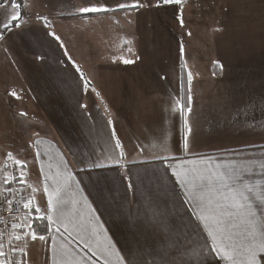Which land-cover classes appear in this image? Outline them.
Here are the masks:
<instances>
[{"label": "crops", "instance_id": "0c3cea01", "mask_svg": "<svg viewBox=\"0 0 264 264\" xmlns=\"http://www.w3.org/2000/svg\"><path fill=\"white\" fill-rule=\"evenodd\" d=\"M143 1L140 3L145 4ZM120 2L124 0H67L62 7L70 14L63 16L74 21L72 24L67 20L69 23L66 21L60 28L50 20L49 16L54 15L52 6L46 11L43 5L33 0L34 20L24 34L28 35L29 54L39 64L20 66L14 63V72L16 69L19 77L21 75L29 82L25 85L19 83L18 88L15 83L10 85L12 92L18 95L20 88L24 90L26 99L21 103L26 105L25 112L29 116L24 119H37L39 127L26 123L28 129L31 126L30 136L27 134L31 139L26 149H22L25 154L18 157L27 164L25 183L12 191L21 193L23 203L25 199L34 197L32 210L35 216L37 206L47 211L44 185L51 188L59 183L63 186L71 173L74 178L69 181L68 198L74 194L79 203L75 209L69 204L68 209L75 211L86 227L96 229V236L89 234V237L97 248L98 258L92 257L82 243L73 241L67 245L60 233H54L55 259L62 264L72 259L64 256L62 245L72 251L75 259L86 257L88 264H104L101 252L111 243L133 264H144L153 258L159 261V250L168 247L177 236L186 239L184 227L188 224V206L183 205L175 194L180 192V188L174 183L175 177L171 176L173 169H165L155 158L154 153L160 151L158 137L167 136L179 158L176 162L203 157H213V163L264 159L261 155L264 153V75L261 77L258 73L255 79H249L245 74L264 73V58L257 66L238 61L226 66L214 53L215 58L204 60L202 67L194 63L198 51L204 55L201 48L184 49L187 59L183 58V61L179 47L171 51L172 54L160 48L149 49L147 34L151 23H177V28L172 26V29L163 25L166 39L176 45L182 38L188 40L178 24L180 10L160 13L145 4L131 14L126 10L78 14V8L89 3L115 6ZM260 4L263 9L264 0H260ZM171 12L175 14L171 15ZM37 14L48 18L51 29L45 28L43 21L35 19ZM256 16L259 18L238 17L232 22L226 21L224 14L220 15L216 19V23H220L219 30L216 33L212 31L211 49L206 50L211 53L205 54L211 56L212 48L219 43L224 44V40L264 39V31L249 34L239 31L243 29L239 27L241 23L257 19L261 23L264 21L263 15ZM48 31H54L61 37L64 48L47 35ZM128 39H134L135 47L127 42ZM169 55L176 59L159 58ZM125 59L133 62L126 64L123 62ZM184 59L193 74L192 113L189 114L192 152L187 157L176 151L182 139V118L171 111L174 100L181 95L184 97L182 102L187 104V72L180 67ZM73 61L91 81L90 88L84 89ZM10 110L13 120L20 118L14 109ZM4 119V115H0L1 144L5 132ZM109 121H112L111 125ZM113 128L124 145L127 160L120 161L123 167L94 168L92 165L96 162L113 165L117 159L120 150H113ZM36 140L41 141L38 146L33 143ZM138 145L145 147L143 154H140ZM6 161V156L1 154L3 177ZM186 166L192 167L190 164ZM28 185L37 191L32 193ZM158 207L165 210V223L171 224V231L158 218L153 219V212ZM22 211L24 218L27 210L22 207ZM23 225L24 220L17 228L24 229ZM192 229H195V224L189 226V230ZM13 232L20 234L21 230ZM14 244L16 253H22L19 248H25L27 255L23 261L26 264H54L51 242H33L27 238L26 245L24 239ZM169 251L171 256H178L174 249ZM210 264L219 262L210 261Z\"/></svg>", "mask_w": 264, "mask_h": 264}, {"label": "snow or ice", "instance_id": "6c2138e0", "mask_svg": "<svg viewBox=\"0 0 264 264\" xmlns=\"http://www.w3.org/2000/svg\"><path fill=\"white\" fill-rule=\"evenodd\" d=\"M162 2L169 5H183L185 0H162ZM27 6V0H0V9L3 10V13L0 14L4 16V19L0 20V40L4 39L6 32H12L24 26L26 21L21 15V10L26 9ZM145 6V4L140 3V0H124V2H120L115 6L89 3L79 7L78 14L81 16L106 14L121 10H126L131 14L132 11H139L140 8ZM35 19L43 21L44 27L51 29V22L47 17L37 14ZM177 19L180 26L184 27L182 7ZM187 34L190 36L191 32ZM47 35L57 42L59 47L64 48L61 37L54 31H48ZM64 54L67 55V51ZM180 57L183 61V43L180 44ZM123 62L128 64L133 61L125 59ZM72 63L76 72L80 74L79 79L83 82L84 89L90 88L91 81L84 76L82 70L78 65H75L74 61ZM180 67L187 72V104L182 102L184 97L181 95L174 100L171 111L178 113L182 118V139L176 146V151L187 157L192 152V143L189 139L192 134L189 114L192 113L191 85L193 74L188 70L186 61L182 62ZM181 79L183 80V78ZM9 95L17 99L20 98L15 92H11ZM82 107H86V105H82ZM20 115L25 116L26 113L21 112ZM108 123L111 125L112 121ZM111 137L114 140L113 150H120L117 159L113 165L96 162L92 165L94 168L123 167L120 161L127 160V153L117 136L115 128L112 129ZM158 140L160 151L158 154L154 153L155 158L162 162V167L165 169H173L171 176L175 177L174 183L180 188V192L175 194L180 198L183 205L188 206L186 208L189 213L187 217L188 224L184 227L186 239L177 236L176 240L171 241L168 247L159 250V261L153 258L145 261L144 264H210V261H218L219 264H264V159L247 160L241 163H221L219 161L213 163V157H203L198 160L185 161L181 159L176 162L179 158L174 154L167 136L158 137ZM33 143L38 146L41 141L36 140ZM138 148L140 154L145 152L143 145H138ZM36 155L39 157L40 153L37 151ZM261 155L264 156V153ZM6 158L14 160L19 169V175L14 174L11 179L6 176L0 181L6 186L3 192H0V195L3 196V202L11 206L13 200L8 195L11 192L10 185L13 182H18L21 185L25 183L27 164L19 159H14L11 152L6 154ZM186 164H190L192 167H187ZM73 178L72 174L69 173L63 186L59 183L51 188L48 184L44 185V191L47 194L46 212L37 206L35 207L36 215L33 216L34 197L25 199L23 208L27 211L24 217V230L20 234L12 233L11 239L8 240L12 254L17 251V246L13 244V241L19 242L24 239L25 245L27 244V238H30L33 242L36 240L45 243L51 242L54 264H62L60 260L55 259L57 252L54 233H60L67 245H71L73 241L82 243L92 257L98 258L97 248L93 246V240L89 237V234L93 237L96 236L95 227H86L77 218V213L68 209L69 204L75 209V206L79 203L74 194L71 198H68V190L71 187L69 181ZM28 187L32 189V193L37 191V188L31 185H28ZM128 187L131 189L132 185L129 184ZM12 195L16 194L13 193ZM19 202V200L16 201V203ZM9 210L19 211V209L11 207ZM157 218L165 228L172 230L171 224L165 223L167 217L163 208L158 207L154 210L153 219L156 220ZM37 221L44 224V233L38 232L34 227V223ZM192 224H195V229L189 230V226ZM12 227L21 226L13 224ZM0 237H2V233H0ZM96 243L98 247V240ZM179 245H183V247H179ZM61 247L64 256L72 257L70 260H65L63 264H88V258L75 259L68 247L64 245ZM170 248L174 249L178 256H171ZM19 251L25 256L27 255L25 248L21 247ZM101 255L104 256V264H133L132 260H128L124 255H121L120 251L111 243L103 249ZM0 264H26V262L23 260H9V253L4 251V244L0 242Z\"/></svg>", "mask_w": 264, "mask_h": 264}, {"label": "rangeland", "instance_id": "374dc122", "mask_svg": "<svg viewBox=\"0 0 264 264\" xmlns=\"http://www.w3.org/2000/svg\"><path fill=\"white\" fill-rule=\"evenodd\" d=\"M66 1L67 0H37V3L43 5L46 11L47 8L52 6L54 9V15L47 14V16L50 15L49 17L53 24L58 25V27L61 28L62 24L65 25L67 20L70 22L74 21L63 16H69L68 14H70L69 11L62 7ZM143 2L153 7L152 10H155L156 12L159 10L160 13L173 10L179 12L177 10H180L182 7L184 27L180 26L179 21L178 24L181 28L182 35H187L188 37V40L184 41L182 38L180 43L176 45L172 40L166 39V30L163 25L172 29V26L175 27L177 23H175V25L170 22L166 24L151 23L147 34L149 37V49L160 48L165 52L172 54L171 51L178 49L176 47L180 48L181 43H183L184 49L189 47L201 48L202 51H204V55L202 56L201 51H198L199 55L195 56L194 63L196 66L200 64L202 67L205 64L204 60L215 58L213 56L214 53L216 54L217 59L222 60L226 66L232 65L233 63H236V61L243 63L244 65L251 64L257 66L256 64H261L259 60L264 58V39H252L251 37H246L245 40H224V44L221 45L219 43L216 48H212L213 54L211 56L205 54L211 53L206 50L211 49L212 40H210V36L219 30L220 23H216V19H219L220 15L224 14V19H226V21L229 19V21L232 22L234 18L237 20L238 17L255 18L257 17L256 14L264 16V13H261L264 12V8L261 9L262 4H260V0H185L183 5L163 4L162 0H144ZM32 3L33 0H27V8L21 10V15L26 21L24 26L15 31L6 32L4 39L0 40V115L3 114L5 118L3 121V123H5V132L3 136V143L1 144L0 141V148L2 146L0 155L2 154L6 156L8 152H13L12 154H14V159H18L19 156L25 154L22 152V149H26L28 141L31 139V137L27 136V134L29 135V129L31 126L28 129L26 123L31 122L32 125L39 127V121L37 119H24L29 117L25 112L26 105L21 103V101L26 99V95L23 94L24 90H21L20 88V93L18 94L20 98L17 100H14L16 97L9 95V93L12 92L10 85H13L14 83L16 86L19 83H23L25 85V82H29L27 78L25 79L21 75L19 77L16 69L14 72V65L18 64L22 66L24 64H39V61L30 56L27 41L28 35L26 36L24 34V31L29 28V23L34 20ZM158 4L159 6H157ZM0 13H3L2 9H0ZM174 14V12H171V15ZM2 19H4V16L0 14V20ZM263 23L264 21L261 23L259 19H257V21H250V23H241L239 27H243V29H240L239 31L245 32L246 34L254 31H264ZM234 28L236 29V26H234ZM189 32H191L190 37L187 34ZM25 33H27V31ZM132 37L134 38L135 34ZM133 40L128 39L127 42L132 44L131 46L135 47ZM74 58L77 59L75 56ZM159 58L166 60L176 59L172 55ZM184 58L187 59V57ZM149 62H152L151 56H149ZM258 73L261 74V77L264 75L263 72H250L245 74L250 77L249 79H255L254 76ZM18 87L20 86L18 85L17 88ZM10 109H14L13 112L20 117L18 118L19 120L17 118L14 120L12 119L14 116L11 114L12 111ZM21 112L26 113V115L21 116ZM1 172L2 169L0 166V181L3 180ZM1 184L2 183H0V187ZM23 220L24 218L22 215L19 225Z\"/></svg>", "mask_w": 264, "mask_h": 264}, {"label": "built area", "instance_id": "2783aa9c", "mask_svg": "<svg viewBox=\"0 0 264 264\" xmlns=\"http://www.w3.org/2000/svg\"><path fill=\"white\" fill-rule=\"evenodd\" d=\"M3 192V190H0ZM15 193L16 195H12ZM10 198H12L13 203L9 206L6 202H3V196L0 195V233H2V237H0V242L4 244V251L9 253V260H13L11 247L8 244V240L11 239V232L15 229L12 227L13 224L19 225V221L21 216L23 215L22 207L23 201L21 198V193L11 191L8 193ZM19 200V203L16 201ZM19 209V211H11L9 208Z\"/></svg>", "mask_w": 264, "mask_h": 264}, {"label": "trees", "instance_id": "16d2710c", "mask_svg": "<svg viewBox=\"0 0 264 264\" xmlns=\"http://www.w3.org/2000/svg\"><path fill=\"white\" fill-rule=\"evenodd\" d=\"M3 173H4V177L7 176L9 179H11L14 174L15 175H19V169H18V166L14 163V160H8L7 159V161L5 163V167H4ZM4 177H3V179H4ZM20 185L21 184H19L18 182H13L10 185L11 191L16 189L17 187H20ZM1 187L4 189L6 186L1 184ZM34 227H36L38 232L44 233V224L43 223H40V222L37 221V222L34 223ZM15 229L16 230L20 229L21 232L24 230L22 228H15ZM11 234H12V232H11ZM14 243H15V241H13V244ZM12 258H13V260H24V254L15 252L14 254H12Z\"/></svg>", "mask_w": 264, "mask_h": 264}]
</instances>
